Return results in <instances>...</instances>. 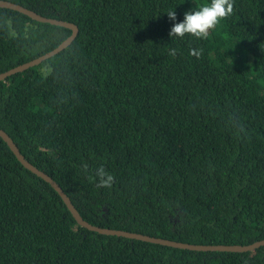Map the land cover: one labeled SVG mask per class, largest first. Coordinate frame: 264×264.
<instances>
[{
  "label": "trees",
  "instance_id": "obj_1",
  "mask_svg": "<svg viewBox=\"0 0 264 264\" xmlns=\"http://www.w3.org/2000/svg\"><path fill=\"white\" fill-rule=\"evenodd\" d=\"M4 1L78 26L0 82V128L83 219L193 245L264 240V0H234L206 39L170 31L211 0ZM71 34L0 8V74ZM0 264H264V246L191 251L84 229L0 137Z\"/></svg>",
  "mask_w": 264,
  "mask_h": 264
},
{
  "label": "water",
  "instance_id": "obj_2",
  "mask_svg": "<svg viewBox=\"0 0 264 264\" xmlns=\"http://www.w3.org/2000/svg\"><path fill=\"white\" fill-rule=\"evenodd\" d=\"M0 8H6L10 9L13 11H17L21 14H24L31 19L40 22V23H48L51 25H56V26H61L68 28L72 31V34L70 37H68L65 41H63L57 48L54 50L30 61L25 64H22L20 66H17L11 70H8L2 74H0V82L4 81L8 77L21 73L31 67L38 66L40 65L43 61L52 58L53 56L59 54L62 52L64 49H66L69 45L72 44V42L76 39L79 33L78 26H76L73 23H69L66 21H60L56 19H51L48 17H44L39 15L38 13L25 8L22 5L10 2V1H4L0 0ZM0 137L3 139L4 142L7 143L8 147L10 150L13 152V154L17 157L18 161L28 170H30L33 174L37 175L41 179H43L45 182L49 183L52 188L60 195L62 198L63 202L66 204L68 210L70 213L73 215L74 219L77 221L78 225L84 229H87L89 231L93 232H98L103 235H108V236H119V237H125L128 239H133V240H140L143 242H148L152 244H158V245H163V246H168V247H173V248H179V249H186V250H191V251H204V252H234V253H245L249 251H254L261 246H264V240L262 241H257L253 244L250 245H193V244H188V243H182L178 241H173L169 239H164V238H158V237H151L148 235H144L141 233H133V232H128L124 230H116V229H110V228H103L99 226H94L87 222L79 211L75 208L73 205L71 199L68 197V195L64 192V190L61 188V186L48 174L45 172L39 170L37 167H35L32 163H30L26 157L21 153L17 145L14 143L13 139L4 131L0 128Z\"/></svg>",
  "mask_w": 264,
  "mask_h": 264
},
{
  "label": "clouds",
  "instance_id": "obj_3",
  "mask_svg": "<svg viewBox=\"0 0 264 264\" xmlns=\"http://www.w3.org/2000/svg\"><path fill=\"white\" fill-rule=\"evenodd\" d=\"M233 11L234 0H211L210 4L205 3L200 5L197 10L186 12L183 22L173 24L170 36L183 38L190 34L197 39H206L210 31L215 29L221 20L232 15ZM167 15L172 21L177 20L175 11H170ZM176 53L177 50L172 49L170 55L175 56ZM190 55L199 58L202 55V50L191 49ZM97 176L99 177L98 187L110 188L114 183L115 177L107 173L103 166L98 168Z\"/></svg>",
  "mask_w": 264,
  "mask_h": 264
}]
</instances>
